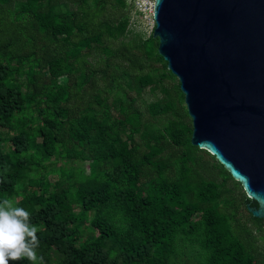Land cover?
Returning a JSON list of instances; mask_svg holds the SVG:
<instances>
[{"label":"trees","instance_id":"trees-1","mask_svg":"<svg viewBox=\"0 0 264 264\" xmlns=\"http://www.w3.org/2000/svg\"><path fill=\"white\" fill-rule=\"evenodd\" d=\"M130 13L129 0H0V201L29 211L44 264H264V220L190 143L158 39L123 38ZM145 88L163 94L148 116ZM31 150L54 158L39 176Z\"/></svg>","mask_w":264,"mask_h":264},{"label":"water","instance_id":"water-1","mask_svg":"<svg viewBox=\"0 0 264 264\" xmlns=\"http://www.w3.org/2000/svg\"><path fill=\"white\" fill-rule=\"evenodd\" d=\"M153 18L190 143L229 171L264 220V0H154Z\"/></svg>","mask_w":264,"mask_h":264},{"label":"clouds","instance_id":"clouds-1","mask_svg":"<svg viewBox=\"0 0 264 264\" xmlns=\"http://www.w3.org/2000/svg\"><path fill=\"white\" fill-rule=\"evenodd\" d=\"M39 229L31 223V214L15 206L11 199L0 201V264L26 260L29 264H44L38 255Z\"/></svg>","mask_w":264,"mask_h":264},{"label":"rangeland","instance_id":"rangeland-1","mask_svg":"<svg viewBox=\"0 0 264 264\" xmlns=\"http://www.w3.org/2000/svg\"><path fill=\"white\" fill-rule=\"evenodd\" d=\"M129 15H130V17H132L131 14H129ZM128 27H129L128 28L129 30L125 33V35L123 37L126 40L131 38L133 36V34L136 33V32L141 33L143 35V37H146L150 33H152V30H150V28L141 27L140 24H135V25L129 24ZM174 82H176V81H174ZM164 83H165V85L170 86L173 82L171 80H169L168 78H166V79H164ZM161 97H163V94L159 90L151 91L150 89L145 88V90L140 95H138L136 97V105L142 111L143 115H147L148 116V113L146 111V104L149 101H153V100L161 98ZM172 117H173V115L169 112V113H166V114H162V115H159V116H156V117L149 118L147 124L151 125V126L161 127L163 124L166 123V121L169 118H172ZM20 121L25 123V125L27 127H33L35 124H37L40 121V116H36V120L35 121H33V120L30 121L29 120L28 122H26L25 120L23 121V119H21ZM41 154H42L41 151H38V150H31V152H30V156L32 157L31 159H33L36 162V165H37V167L31 171V175H33V176H39L43 172V169H41L42 165H50V164H52V162L54 160L52 155L48 157V160H43V158H41ZM59 165L64 167V168L75 167V166L78 165V162L76 160L67 162V161H64L63 159H61ZM80 165L85 171L88 170V165H87L86 161L80 163ZM54 176L55 175H51V178L53 179ZM112 176L115 177L114 180L116 182H120L121 177H120V175L117 172H114ZM19 186L20 185H18L17 187H19ZM10 199L13 201V203L15 205V201H14L15 198L12 197ZM261 242H263V241H261ZM176 262H177V264H179V262L177 260H176ZM173 264H176V263H173Z\"/></svg>","mask_w":264,"mask_h":264},{"label":"built area","instance_id":"built-area-1","mask_svg":"<svg viewBox=\"0 0 264 264\" xmlns=\"http://www.w3.org/2000/svg\"><path fill=\"white\" fill-rule=\"evenodd\" d=\"M131 15L129 24H140L141 27H148L153 31L155 26L153 18L154 0H129ZM140 18V19H139Z\"/></svg>","mask_w":264,"mask_h":264}]
</instances>
